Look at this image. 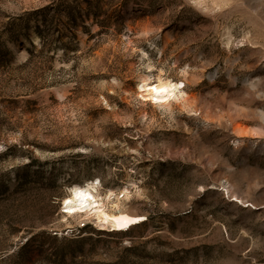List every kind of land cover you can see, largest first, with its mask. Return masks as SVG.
<instances>
[{
    "label": "rangeland",
    "instance_id": "obj_1",
    "mask_svg": "<svg viewBox=\"0 0 264 264\" xmlns=\"http://www.w3.org/2000/svg\"><path fill=\"white\" fill-rule=\"evenodd\" d=\"M0 264H264V0H0Z\"/></svg>",
    "mask_w": 264,
    "mask_h": 264
},
{
    "label": "bare ground",
    "instance_id": "obj_2",
    "mask_svg": "<svg viewBox=\"0 0 264 264\" xmlns=\"http://www.w3.org/2000/svg\"><path fill=\"white\" fill-rule=\"evenodd\" d=\"M149 81H151L149 78H143L141 81V95L152 104L160 107H170V100L175 97V93L183 85L182 83H174L172 80L164 78L162 75L158 77L155 85H150ZM94 190V183L87 187H74L71 191L70 198L65 202L67 205L66 208L69 210L68 212L73 213L76 210L83 211L86 209H93L94 204L92 203V199L97 198ZM103 208V205L98 206L95 214L97 218L96 224L101 229L117 232L126 231L145 220L144 216L132 215L123 211L108 213Z\"/></svg>",
    "mask_w": 264,
    "mask_h": 264
}]
</instances>
